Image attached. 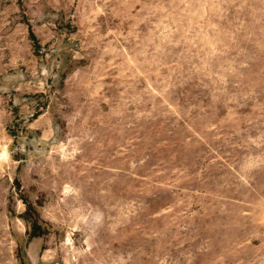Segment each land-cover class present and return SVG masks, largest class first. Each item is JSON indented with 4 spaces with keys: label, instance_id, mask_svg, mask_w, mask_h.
<instances>
[{
    "label": "rangeland",
    "instance_id": "rangeland-1",
    "mask_svg": "<svg viewBox=\"0 0 264 264\" xmlns=\"http://www.w3.org/2000/svg\"><path fill=\"white\" fill-rule=\"evenodd\" d=\"M0 264H264V0H0Z\"/></svg>",
    "mask_w": 264,
    "mask_h": 264
}]
</instances>
